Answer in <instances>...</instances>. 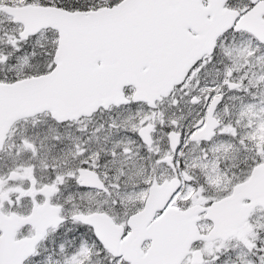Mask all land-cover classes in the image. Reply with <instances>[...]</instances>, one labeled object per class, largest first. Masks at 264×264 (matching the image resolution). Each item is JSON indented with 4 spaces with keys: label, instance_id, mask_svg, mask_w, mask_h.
<instances>
[{
    "label": "snow or ice",
    "instance_id": "1",
    "mask_svg": "<svg viewBox=\"0 0 264 264\" xmlns=\"http://www.w3.org/2000/svg\"><path fill=\"white\" fill-rule=\"evenodd\" d=\"M0 264H264V0H0Z\"/></svg>",
    "mask_w": 264,
    "mask_h": 264
}]
</instances>
